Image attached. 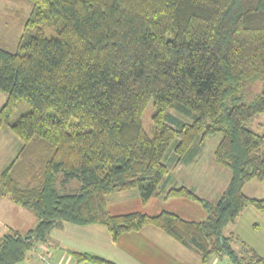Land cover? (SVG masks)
<instances>
[{
  "label": "trees",
  "instance_id": "16d2710c",
  "mask_svg": "<svg viewBox=\"0 0 264 264\" xmlns=\"http://www.w3.org/2000/svg\"><path fill=\"white\" fill-rule=\"evenodd\" d=\"M28 1L17 51L0 47V92L7 96L0 128L8 124L24 142L0 170V199L31 210L38 222L0 238V264L23 261L63 221L100 224L114 241L154 225L202 264L214 255L264 264L255 247L222 233L247 207L264 212V197L244 192L251 180L264 181V131L249 127L264 113V0ZM257 81L260 91L242 101L244 85ZM23 101L30 109L10 121ZM150 102L152 135L142 123ZM172 109L193 118L182 121ZM219 132L215 161L231 171L221 197L213 201L185 184L165 189L173 166L164 159L173 141L176 164ZM73 180L80 182L74 191ZM133 189L143 203L153 196L194 200L207 216L112 214L109 196ZM72 253L80 261L118 264Z\"/></svg>",
  "mask_w": 264,
  "mask_h": 264
},
{
  "label": "rangeland",
  "instance_id": "374dc122",
  "mask_svg": "<svg viewBox=\"0 0 264 264\" xmlns=\"http://www.w3.org/2000/svg\"><path fill=\"white\" fill-rule=\"evenodd\" d=\"M32 9V3L28 0H0V47H4L10 51H17L20 37L24 31V25L29 18ZM46 33L48 35H56V31L53 27H47ZM262 87L261 81L246 83L243 90L240 92L241 100L252 96L254 93L260 91ZM6 94L0 92V108L6 101ZM30 109L28 103L23 101L19 104L18 108L11 116L10 121L15 120L17 116ZM182 121H191L193 116L177 111L175 109L170 110ZM155 113V107L152 102L148 104L142 116V123L144 129L150 134H153L154 123L153 115ZM249 127L256 132L264 131V113L257 115ZM222 137V133L207 137L203 145L195 143L192 150L186 155L188 161L176 163L180 166H187L197 168L198 174L195 172L185 175L183 171L190 170L186 167L180 172L174 171L172 168L171 179L164 182L173 183L183 175L182 183L187 181L189 183H197L198 192L205 197L217 201L228 184L231 171L215 161L214 151ZM177 140H174L168 149L165 161L175 167L176 154L174 152V145ZM24 142L20 139L16 133L11 129L8 124H4L0 128V170L15 158V156L21 151ZM199 149L197 150V148ZM37 159H40L38 154L34 155ZM36 159V161H37ZM39 163V162H38ZM177 170V169H176ZM171 174V172H170ZM169 174V175H170ZM195 175L200 176V181H196ZM193 177V178H191ZM28 179H23L21 186H26ZM73 191L80 187L78 180L72 181ZM171 185V184H169ZM196 185V184H195ZM245 191L253 195V197H264V181L256 179L251 180L245 186ZM124 192V191H123ZM128 193H118L116 196L130 197L133 192H137L136 189L127 191ZM138 193V192H137ZM120 194V195H119ZM139 195V193H138ZM246 210V211H245ZM235 223H230L223 229L224 235H230L234 233L239 236L241 240L248 242L255 247L257 251L264 256V212L258 211L254 207L246 208ZM38 222L37 216L29 209L15 204L9 197L0 199V238L7 233L10 228L18 229L24 233L27 229L34 227ZM236 248H239V242H234ZM37 249L40 246L37 245ZM32 250H36L35 248ZM41 251V250H40ZM48 253V252H47ZM35 261L36 264H45L39 254L32 255L31 251L27 253V257L17 264H27L29 259ZM51 258V257H50ZM208 264H232L227 257H219L214 255Z\"/></svg>",
  "mask_w": 264,
  "mask_h": 264
},
{
  "label": "crops",
  "instance_id": "0c3cea01",
  "mask_svg": "<svg viewBox=\"0 0 264 264\" xmlns=\"http://www.w3.org/2000/svg\"><path fill=\"white\" fill-rule=\"evenodd\" d=\"M180 165L176 164L175 167H172L173 170L180 172L186 167L190 170L183 171L185 175L189 176L193 172L195 174L199 173L196 167L188 168ZM171 175L172 170L171 174L166 178L168 182L171 179ZM182 178L183 175L180 179L173 181V183H171L172 181L167 184L163 183V187L167 189L174 185L185 184L192 187L199 195L204 196L198 192L199 189L195 181L194 183L187 181L182 183ZM195 178L196 181H200L199 175H195ZM244 192L248 196L253 197L252 194L245 191V187ZM116 195L118 193L109 196L107 202L108 210L112 214L142 211L156 215L166 210L175 212L185 219L197 221L203 220L207 216V211L200 203L184 197L164 198L162 196H153L147 203H143L137 192H133L130 197L125 198ZM11 229L21 232L18 229ZM38 246H40V249L38 251L37 249L31 250V254L36 255L37 252H48L51 257V264H93L78 260L72 251L103 255L118 264H202L201 258L196 252L179 244L169 234L154 225H147L139 231L125 232L114 241L108 229L100 224L76 225L63 221L60 225L53 227L49 233L48 240L39 243ZM27 264L36 263L30 258Z\"/></svg>",
  "mask_w": 264,
  "mask_h": 264
},
{
  "label": "built area",
  "instance_id": "2783aa9c",
  "mask_svg": "<svg viewBox=\"0 0 264 264\" xmlns=\"http://www.w3.org/2000/svg\"><path fill=\"white\" fill-rule=\"evenodd\" d=\"M35 249H37V247H35ZM38 251V249H37ZM37 254H39V257L41 258V260L45 263V264H51V259L48 253H43V252H37Z\"/></svg>",
  "mask_w": 264,
  "mask_h": 264
}]
</instances>
